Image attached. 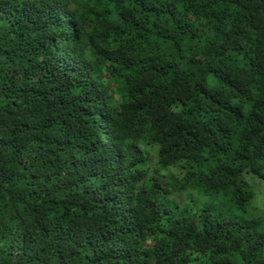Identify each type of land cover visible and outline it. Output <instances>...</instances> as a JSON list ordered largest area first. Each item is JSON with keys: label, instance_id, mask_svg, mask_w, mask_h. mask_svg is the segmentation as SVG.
Wrapping results in <instances>:
<instances>
[{"label": "clouds", "instance_id": "1", "mask_svg": "<svg viewBox=\"0 0 264 264\" xmlns=\"http://www.w3.org/2000/svg\"><path fill=\"white\" fill-rule=\"evenodd\" d=\"M0 264H264V0H0Z\"/></svg>", "mask_w": 264, "mask_h": 264}]
</instances>
